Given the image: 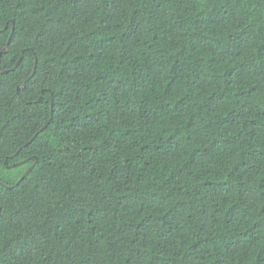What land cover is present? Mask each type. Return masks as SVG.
I'll list each match as a JSON object with an SVG mask.
<instances>
[{
	"label": "trees",
	"instance_id": "trees-1",
	"mask_svg": "<svg viewBox=\"0 0 264 264\" xmlns=\"http://www.w3.org/2000/svg\"><path fill=\"white\" fill-rule=\"evenodd\" d=\"M0 70V264H264V0H0Z\"/></svg>",
	"mask_w": 264,
	"mask_h": 264
},
{
	"label": "water",
	"instance_id": "water-1",
	"mask_svg": "<svg viewBox=\"0 0 264 264\" xmlns=\"http://www.w3.org/2000/svg\"><path fill=\"white\" fill-rule=\"evenodd\" d=\"M7 50V46H5V48L2 50V52L3 51H6ZM19 60H20V58H19ZM19 60L17 61V63L19 62ZM17 63L15 64V66L17 65ZM14 66V67H15ZM0 72H6V71H3V70H0ZM23 87V86H22ZM38 102H40V101H42V97H40L38 100H37ZM52 101V100H51ZM47 124H45L39 131H41L45 126H46ZM38 131V132H39ZM37 132V133H38ZM37 133H35L33 136H32V139L35 137V135L37 134ZM31 140V139H30ZM22 162H20V163H18V164H21ZM34 165H35V163H33V164H31V166L22 174V176H21V178L20 179H22L24 176H26L28 173H29V171L34 167Z\"/></svg>",
	"mask_w": 264,
	"mask_h": 264
},
{
	"label": "bare ground",
	"instance_id": "bare-ground-1",
	"mask_svg": "<svg viewBox=\"0 0 264 264\" xmlns=\"http://www.w3.org/2000/svg\"><path fill=\"white\" fill-rule=\"evenodd\" d=\"M19 92V91H18ZM16 169V168H15ZM13 173V172H12Z\"/></svg>",
	"mask_w": 264,
	"mask_h": 264
}]
</instances>
